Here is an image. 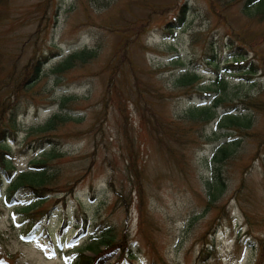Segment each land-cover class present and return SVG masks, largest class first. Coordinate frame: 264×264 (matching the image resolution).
<instances>
[{"label": "rangeland", "instance_id": "obj_1", "mask_svg": "<svg viewBox=\"0 0 264 264\" xmlns=\"http://www.w3.org/2000/svg\"><path fill=\"white\" fill-rule=\"evenodd\" d=\"M240 57L257 66L249 79L224 67ZM15 93L0 142V264H73L77 250L103 249L108 227L125 230L131 264L264 261V0H0V100ZM199 104L210 119L188 118ZM229 112L249 123L227 124ZM39 169L50 190L23 213L37 197L25 186L8 196L9 181ZM118 254L95 264H129Z\"/></svg>", "mask_w": 264, "mask_h": 264}, {"label": "trees", "instance_id": "obj_2", "mask_svg": "<svg viewBox=\"0 0 264 264\" xmlns=\"http://www.w3.org/2000/svg\"><path fill=\"white\" fill-rule=\"evenodd\" d=\"M252 0H247V2H251ZM185 10H186V4L183 2L179 5L176 14H175V21L173 26H177L180 25L183 22L184 19V14H185ZM171 29V28H170ZM169 35H171V31H169ZM79 53L83 54V55H89L91 54L90 51L88 50H79ZM76 52H71L68 54V56L64 59V61L62 63H60V67H66L67 65H69L70 59L74 58ZM208 55L212 58L213 54L212 52L208 53ZM44 61V56L43 57H38L35 58L33 60H29L26 64H25V70L23 72L24 73H20V77L19 79L15 80V83L12 86V90L11 92H15V91H23L24 89H26L29 86V83L33 82L39 75L40 69H41V65ZM246 62V61H245ZM244 57H240L239 59L237 58H233L232 61H226V64L224 65V67H229L232 65H240L241 68V76L245 79H249L253 76V73L255 72V69L257 68V66L255 67L253 62H251V60H248V65L249 67H244ZM213 72H217L216 68H210ZM187 76V81H185V77ZM184 79V81L182 80V82H189L192 78L195 77L194 73H187L184 72L183 76H181L180 78ZM15 97H16V93L12 94V97L10 99L7 100V102L5 103L3 100H0V142H4L5 138L11 134H13L14 132V127H15V122H14V110H13V103L15 102ZM220 101V98L217 97L214 101ZM8 109L7 115H4V111ZM213 113H215V111H212L211 107L206 105V104H199V105H191L190 107L187 108V116L190 119H194V118H198V119H210L211 116L213 115ZM6 119V121H3V119ZM222 119L226 120L227 124H230L231 126H241V125H247L249 123L248 119L244 117L239 116L236 113L233 112H229V113H225L223 117H221ZM52 119L53 117L49 120L48 125H53L52 124ZM6 122V123H4ZM52 127V126H50ZM219 150L222 152L221 155L226 156V150L224 147H220ZM52 151V150H51ZM6 150L1 149L0 148V171H2L5 175L6 178H9V173H10V165L8 162L7 157L5 156ZM54 153V152H52ZM48 157V156H46ZM45 157V159H47ZM219 176V175H218ZM48 179L47 176H45V172L43 169H39L37 171H32V172H23V173H19L15 178H12L9 181V186H8V196H12L13 194V190L16 189L17 187L20 186H25L28 188V190L30 192H32L37 199L35 200L36 202L31 203V205H27L23 208H21L23 213H26L29 209H31L32 207L37 206V204H39L42 200H43V195L45 194V190H50V188L47 187V185L44 184V182ZM2 184V178H1V174H0V185ZM37 203V204H35ZM34 210V209H32ZM32 213V212H29ZM35 213V212H33ZM40 213V212H39ZM49 214V208H46L45 211L41 214H37V217L34 218L33 214H28L30 221L28 222V224L30 225V223L32 221L36 222L39 219V216H46ZM37 219V220H36ZM81 221L83 222L81 227L79 225H77V227L82 230L84 228V216H81ZM65 226V222H64V218H62V224L58 226L57 230L59 233H61V231L63 230V227ZM99 241H102L104 243V247L103 249L99 248L96 250H94L93 254L88 255V254H83L82 250H77L76 251V258L74 260L73 264H95V262L97 261V259L99 258V256L106 251H110L114 248H118L119 249V254L114 258L113 261L118 262L119 259L122 258H127V262L129 264H131V255H132V251L129 248V244L128 242L125 240V230L123 228H121L120 232H119V236H115V233L113 232L111 227H108L107 229H105L103 231V233L101 234V237L99 239ZM97 245V244H95ZM88 247L92 248L93 246L88 245ZM205 249V248H204ZM203 252L202 249H200V253ZM206 257L204 256L203 258H201L200 260L203 262V259H205ZM199 260V261H200ZM202 262H196L194 264H202ZM147 264H156V262H154L153 260H151L149 263ZM254 264H264V261L262 262L260 260V258L257 259L256 262H254Z\"/></svg>", "mask_w": 264, "mask_h": 264}]
</instances>
